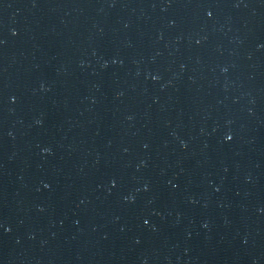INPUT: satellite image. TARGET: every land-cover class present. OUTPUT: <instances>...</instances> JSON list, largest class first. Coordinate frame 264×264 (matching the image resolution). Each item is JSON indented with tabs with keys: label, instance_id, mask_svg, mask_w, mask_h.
<instances>
[{
	"label": "water",
	"instance_id": "obj_1",
	"mask_svg": "<svg viewBox=\"0 0 264 264\" xmlns=\"http://www.w3.org/2000/svg\"><path fill=\"white\" fill-rule=\"evenodd\" d=\"M0 264H264V0H0Z\"/></svg>",
	"mask_w": 264,
	"mask_h": 264
},
{
	"label": "snow or ice",
	"instance_id": "obj_2",
	"mask_svg": "<svg viewBox=\"0 0 264 264\" xmlns=\"http://www.w3.org/2000/svg\"><path fill=\"white\" fill-rule=\"evenodd\" d=\"M209 15H211V13H209ZM228 139H231V137H228ZM145 223H147V221H145Z\"/></svg>",
	"mask_w": 264,
	"mask_h": 264
}]
</instances>
